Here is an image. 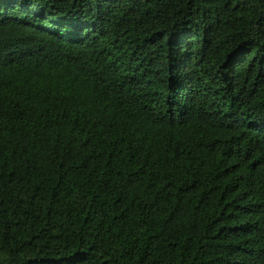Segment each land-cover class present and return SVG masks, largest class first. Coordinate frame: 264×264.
<instances>
[{
  "label": "trees",
  "instance_id": "1",
  "mask_svg": "<svg viewBox=\"0 0 264 264\" xmlns=\"http://www.w3.org/2000/svg\"><path fill=\"white\" fill-rule=\"evenodd\" d=\"M0 264H264V0H0Z\"/></svg>",
  "mask_w": 264,
  "mask_h": 264
}]
</instances>
